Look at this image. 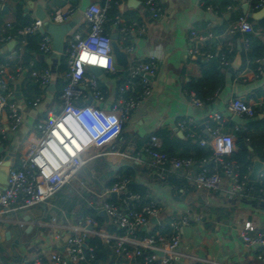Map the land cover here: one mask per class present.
I'll return each instance as SVG.
<instances>
[{
	"label": "built area",
	"instance_id": "2783aa9c",
	"mask_svg": "<svg viewBox=\"0 0 264 264\" xmlns=\"http://www.w3.org/2000/svg\"><path fill=\"white\" fill-rule=\"evenodd\" d=\"M149 11L152 19H158L162 13L160 0H140ZM205 3L209 0H204ZM252 12L264 8V0H245ZM6 0H0V5ZM121 0H106L103 6L91 5L85 11V21L89 31L85 34H75L68 39L64 56L67 58L68 71L65 73L66 84L58 97L57 110H51L46 119L37 126L38 139L27 145L21 159V167H11L7 185L0 187V223L7 226L17 225L21 229L38 230L47 228L51 231L52 239L57 243V249L48 256L36 253L19 264H92L95 260V248L89 245L90 239H101L111 252L109 262L100 261L96 264H176L180 260H192L187 248L182 245V231L194 221L201 222V217L193 218L183 215L173 216L166 225H158L161 232L147 233L140 236V230H148L152 226V218L158 219L161 212L159 203L149 198L144 200L139 194L128 192L129 180L119 178L112 187L103 186L97 190L100 183L98 174L89 169L85 170L96 160L109 155H118L136 164H141L140 153L115 152L110 149L120 140L132 114L152 94V79L157 70L154 57L147 62L130 63L126 67V77L119 84L115 100L111 108L95 106L94 102H103L106 90H103L99 78L91 71L98 68L104 74L116 73L115 62L111 48L112 37L107 30L110 21V11L118 7ZM209 12L223 15L218 8L206 4ZM228 9H231L230 7ZM73 10H57L51 14L53 24H67L73 17ZM112 27L117 31L119 40L126 43L131 37L143 35L146 24L135 20L123 19L116 15L112 19ZM42 22L36 21L28 27L19 29L17 37L22 45L25 39L40 33ZM252 25L243 16L229 24L220 42L222 68H230L232 55L236 44L233 38L238 35L253 34ZM264 39V34H261ZM214 38L211 32L199 33L192 31L190 42L194 47L191 56L210 60L212 54L201 47ZM7 36L5 40H10ZM53 39L50 35H42L39 51L49 55L53 53ZM248 50L247 39H242ZM225 50V52H223ZM23 52V46L18 48ZM127 54L133 52L130 46L124 47ZM257 77L264 73V58L257 60ZM10 63L0 66V146L15 133L24 122V112L17 104L12 84L19 74L9 73ZM31 78L42 91L54 83L55 75L52 69L32 70ZM218 94V91L215 95ZM214 95V96H215ZM191 104L203 108L205 103L190 93ZM40 99L32 102L37 107ZM92 100L91 104L88 101ZM228 109L232 116L244 120L257 116L256 110L240 98L230 101ZM6 114L8 127H3L2 117ZM207 136L200 130L199 125L192 119L179 120L176 124L178 131L187 139H198L201 146H209L212 156L201 161L180 159L162 149V141L157 136H150L141 148L143 155L151 160L155 174L167 179V172L188 170L192 172L191 184L197 191L224 192L229 198H246L253 202L264 203V170L259 173L255 184L249 180V175L241 172V167L230 160L237 150V139L234 135L223 132L224 119L219 113L211 114L204 122ZM204 139L202 138V136ZM1 165V163H0ZM197 167V170L194 169ZM81 174L84 176L80 177ZM223 179L228 181L224 189ZM66 187H70L89 208L99 213L105 211L108 225L123 231L124 234L109 233L98 229V222L91 216L79 215L52 204V200ZM84 194L91 195L85 198ZM116 194V201H112ZM38 206L51 209V217L47 223L40 220L11 218V213L31 211ZM144 231V232H145ZM148 232V231H147ZM246 246L263 248L259 259L264 262V231L256 233L251 223L244 224L240 231ZM63 249V250H62Z\"/></svg>",
	"mask_w": 264,
	"mask_h": 264
},
{
	"label": "crops",
	"instance_id": "0c3cea01",
	"mask_svg": "<svg viewBox=\"0 0 264 264\" xmlns=\"http://www.w3.org/2000/svg\"><path fill=\"white\" fill-rule=\"evenodd\" d=\"M105 1L6 0L4 4L0 5V66L9 62L11 66L9 73L16 75L19 74V68L23 69L18 79L12 84V88L16 97V88L18 87L21 99L16 98V101L24 112L22 126L10 135L5 144L0 146V153L4 154L1 163L9 158L12 160V164L18 158L22 159L27 145L38 139L37 124L46 119L51 110H57V80H63V83L66 84V72L61 75L58 74V67L64 53L59 54L53 50L52 54H42L36 43L37 49L23 57L25 50L32 46L30 42L36 39V36L26 38L24 45H22L21 39L17 37L15 27L18 25L16 15L19 7H21L22 17L30 18L33 22L39 21L37 19L38 6L46 13V21L42 22L45 34L40 32L38 35L41 36L50 35L47 32L48 26L46 24H52V13L57 10H73L74 15L69 22L74 18H78L79 21L65 38V45L67 46L68 39L73 35H85L89 31L85 21V11L91 5L103 6ZM160 2L162 13L158 19L151 18L149 11L140 0H121L119 6L112 9L115 15L109 16L110 21L107 30L111 37L117 39L122 51L127 46L133 48V52L128 54L129 64L147 62L151 57H154L157 70L152 79L151 96L132 114L120 140L110 149L113 152L117 150L130 152L133 155L140 153L142 163L136 164L118 155H109L105 158L113 164L115 169L117 166H135L143 173L142 176L138 177V181L148 188L149 198L159 203L161 207V212L158 214L160 225H166L173 216L186 215L193 218L198 215L201 217V222L194 221L182 231L183 248H187L185 251L193 259L180 260L176 264H264L259 259L263 253V248L246 246L240 235V231L246 223H251L256 233L264 231V203L253 202L241 197L229 198L224 192L197 191L191 184L192 172L185 169L176 172L169 170L167 172L168 178L163 180L153 171L150 158L141 152V148L150 136L159 130L167 129L169 130V143L167 144L174 148L175 153L178 154L180 151L178 140H184L186 137L178 131L177 122L192 119L203 123L213 113H219L223 117V130L230 125L227 127L229 131H226L228 134L235 136V132H238L241 135H246L245 142L250 146L251 151L259 144L264 143L263 137H261L264 135L263 132L247 129V120H256L258 116L261 119L264 117L263 114L256 113L255 118L243 119V124L237 125L233 122L234 116L228 109L230 101L235 98H240L256 111L264 105V97L258 95L264 91V73L257 77L251 68L246 67L242 70L243 61L239 52L235 55V59L233 58L231 67L224 71L225 82L223 87L203 108L192 106L191 96L185 89L188 83L201 77L202 72L198 60L208 61L190 55V50L194 47L189 39L191 32L208 33L214 25L221 24L223 19L230 24L233 18L238 15L249 18L248 14L255 12H252L249 7L246 12L247 3L245 0H209L206 3L204 0H160ZM208 3L218 8L223 15H215L214 12H209L206 9ZM225 4L229 6L224 7ZM229 7L231 9H228ZM262 10L264 8L260 11ZM116 15H120L123 19L146 24L145 33L133 36L126 43H122L117 31L112 27V19ZM262 20L264 18L253 21L260 22ZM204 27L205 32L202 31ZM261 34L264 33H255L257 36H262ZM9 35L11 39L5 40ZM226 39L228 37L224 35H214V38L199 47L206 52L204 47L207 44L212 48L214 42H217L219 43L217 50L220 51V42ZM237 42L239 43L238 40ZM20 46H23L22 53L18 51ZM238 49H240L239 44ZM238 58L241 60L240 63L237 62ZM33 68L52 69L55 75L54 91L50 90V87L48 90L42 91L39 86L34 84L31 78ZM118 72L120 71L114 74H104L99 78L100 86L107 91V94L103 102H94L95 106L111 108L119 82L126 77V68L121 72L123 73L121 76L117 75ZM40 98L37 107L30 104V100L34 102ZM91 103L92 100L88 101V104ZM2 122L6 129L8 127L6 114L2 117ZM252 143L254 148H251L250 144ZM255 160L264 163V160L257 153L254 155ZM183 180L186 181L184 188L177 189L178 187L174 188L170 185V182ZM97 184V190L101 192L105 183L100 180V183ZM223 187L224 189L228 188L226 179H223ZM35 208L37 211L34 214L32 212L24 216L21 213L23 211H20L11 213L9 216L25 221L29 217V220H40L47 223L50 220L52 209L49 206L47 210L44 206ZM21 214L24 217H21ZM156 228H160L159 225L153 224L148 228V232L144 231L146 234H152L158 230ZM7 232L10 233L9 239L6 238ZM20 239H27L28 243L22 246ZM0 248L5 252L4 254L0 253V264H19L22 260L29 259L36 253L48 256L57 249V243L53 241L51 231L47 228L31 230L28 227L25 230L17 225L7 226L0 223ZM12 253L16 256L13 260L10 258L13 257Z\"/></svg>",
	"mask_w": 264,
	"mask_h": 264
},
{
	"label": "trees",
	"instance_id": "16d2710c",
	"mask_svg": "<svg viewBox=\"0 0 264 264\" xmlns=\"http://www.w3.org/2000/svg\"><path fill=\"white\" fill-rule=\"evenodd\" d=\"M228 4H225L224 7H228ZM115 14L113 13V10L110 11L109 16L113 17ZM240 17H243L242 15H238L233 18V21L238 20ZM16 20L18 22V25L15 27V33L17 34V31L19 29L25 28L33 24L34 22L30 18H23L22 17V11L21 7L18 9V13L16 15ZM248 22L252 25V28L254 30L253 34H246L236 35L233 40L236 44V50L235 53L232 55L235 59V55L239 52L240 57L243 61V65L241 69H245L246 67L253 69L256 71L257 64L256 61L264 58V39L262 36H257L255 33H264V20L260 22H255L252 19L248 18ZM229 22H227L225 19L222 20L221 24L214 25L211 29V33L215 36L224 35L228 28ZM202 31L205 32V27L202 28ZM242 38L247 39L249 43L248 50L245 49L244 44H242ZM42 39L41 35H36V39L30 42V46L28 49L25 50L24 56L31 53V51H34L37 49L35 46L36 43L39 45L40 41ZM239 41V43L237 42ZM224 41V40H223ZM213 42V41H212ZM219 43L213 44L212 48L207 44L204 47V50H207L212 54V58L208 61H204L202 59L198 60L199 67L201 69V77L198 79L192 80L190 83H188L185 87L186 91L190 94H194L196 98L207 104L211 99L214 98L215 93L220 90L225 82V69L222 68L221 65V52L217 50ZM238 44L239 48L238 49ZM32 47V48H31ZM39 49V46H38ZM206 51V52H207ZM225 52V50H223ZM28 53V54H27ZM42 70L33 68L32 70ZM45 69V68H43ZM68 71L67 66V58L65 56H62L61 63L58 67V74H64ZM11 72V71H10ZM123 73L118 72L117 75L121 76ZM56 89L58 91V97L60 94V91L63 89L65 84L63 83V80H57ZM123 80L119 82L121 84ZM40 94V93H39ZM259 96L264 97V91L260 92L258 94ZM33 102V100H30V104ZM256 113H259L260 115H264V105L261 109H257ZM228 125L227 127H229ZM223 130V132L227 133L226 131H229L228 129ZM247 129L254 131V132H263L264 133V117L258 118L256 120H247ZM169 130L163 129L159 130L154 134V136H157L162 141V149L164 152L176 156L180 159H193L196 161H201L202 159H207L210 156H212L213 152L211 147L209 146H201L200 141L198 139H184V140H178V149H180L179 153H175V149L170 147L167 143H169ZM204 139V136L201 135ZM235 136L237 139V149L238 151L235 152L230 160L237 163L241 167V172L244 175H249L250 170L253 167L254 163V155L257 153L259 157L264 160V143L259 144L258 147L254 148V144H250L251 148H254L253 151L250 150V146L245 142L247 136L241 135L238 132H235ZM262 139L264 140V135H262ZM251 140V138H250ZM6 142H3L5 144ZM254 146V147H253ZM4 154L0 153V163L3 158ZM113 164L110 163V161H107L106 158H101L96 160L90 165V169L94 170L98 176L99 179L104 182L105 187H112L114 184H116L121 179H127L129 180L127 189L128 192L131 194H139L142 196V198L145 200H149V194H148V188L144 185L140 184L138 181V177L142 176V172L135 167V166H117V169H115ZM15 168L21 167V158H18L15 163L12 165ZM171 186L174 188L178 187L177 189L184 188L186 185V181L181 182H170ZM257 184L256 182H254ZM264 183V179H263ZM66 193V199L64 201H61L62 199L61 194ZM85 198L89 199L91 198V195L84 194ZM52 202L54 205L61 207L68 212H71L73 210L76 211L79 215L84 216H91L93 217L99 224L98 229L102 231H106L109 233H116L118 235L124 234L123 231H118L116 228L112 227L111 225H107L105 220L99 215V212L97 210H94L92 208H89L88 204L80 198L70 187L64 188L53 200ZM157 231L162 230L161 228H156ZM154 231L152 234H154ZM161 232V231H160ZM140 236H146V232L143 230H140L139 233ZM29 238V236H27ZM32 237V236H31ZM89 245L95 248V260L92 262V264H96L97 262L104 261L109 262L111 260V252L109 248L103 243L101 239H90ZM0 253L4 254L3 250L0 248ZM13 257H10L12 260L14 257H16L13 253L11 254Z\"/></svg>",
	"mask_w": 264,
	"mask_h": 264
},
{
	"label": "water",
	"instance_id": "95a60500",
	"mask_svg": "<svg viewBox=\"0 0 264 264\" xmlns=\"http://www.w3.org/2000/svg\"><path fill=\"white\" fill-rule=\"evenodd\" d=\"M246 12L248 11V6L246 5L245 7ZM248 17L259 21L261 19L264 18V10L259 11V12H255V13H249ZM47 18L46 13L42 10V8L40 6H38L37 8V19L41 22H45ZM79 19L78 18H74L71 22L67 23V24H46L47 27V32L48 34H50L53 38V44H52V48L56 53L59 54H63L67 48V46L65 45V38L66 36L69 34V32H71L72 29H74V27L76 26V23H78ZM40 32L42 34H45V30L42 27ZM111 48H112V53H113V59L115 62V69L116 71H124L125 68L128 66L129 64V55L122 51L117 39L112 38V42H111ZM240 58H238L237 62L240 63ZM238 65V64H237ZM237 67V66H236ZM90 71L98 78H100L103 75L102 70L98 69V68H91ZM50 90H55V85H51L50 86ZM16 98L18 100L21 99L18 87L16 88ZM243 119L240 117L235 116L233 118V122L237 125H241L243 124ZM199 125L200 130L203 131L204 135L207 136L206 131L204 130V125L201 122H197ZM12 160L6 159L4 162L1 163L0 165V187L2 189L5 188V186L7 185V179H8V175L10 172V169L12 167ZM197 170V168H195V171ZM264 170V163L258 160H255L253 163V167L251 170V173L249 175V180L252 182H257L258 181V176L259 173ZM112 201H116V194H112L111 197ZM99 215L105 220V222L108 224L109 219L105 213V211H102L99 213ZM29 217L26 218L27 221H29ZM152 224L156 225L158 224V219L157 218H152ZM146 230V229H144ZM6 238L9 239L10 238V233L7 232L6 233ZM63 250V249H62Z\"/></svg>",
	"mask_w": 264,
	"mask_h": 264
},
{
	"label": "rangeland",
	"instance_id": "374dc122",
	"mask_svg": "<svg viewBox=\"0 0 264 264\" xmlns=\"http://www.w3.org/2000/svg\"><path fill=\"white\" fill-rule=\"evenodd\" d=\"M89 167L85 170V172H84V174H86L88 171H89ZM84 174H81L80 175V177L82 176H84ZM68 188V187H67ZM61 196H62V199L60 198V200L61 201H64L65 199H66V193L64 192V193H62L61 194ZM52 204H54V203H52ZM37 211V209L36 208H34V209H32L30 212L27 210V211H23V212H21V213H23V215L25 216V215H27L28 213H32V214H34V212H36ZM21 217H24V216H22V214L20 215ZM47 220V219H46ZM20 242H21V245L22 246H25L26 245V243H28V240L27 239H20ZM29 242H30V240H29Z\"/></svg>",
	"mask_w": 264,
	"mask_h": 264
}]
</instances>
